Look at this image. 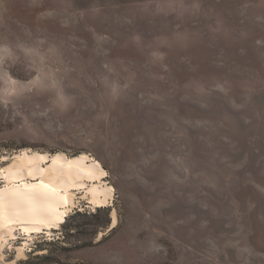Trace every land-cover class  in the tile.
Returning <instances> with one entry per match:
<instances>
[{"label": "rangeland", "instance_id": "1", "mask_svg": "<svg viewBox=\"0 0 264 264\" xmlns=\"http://www.w3.org/2000/svg\"><path fill=\"white\" fill-rule=\"evenodd\" d=\"M23 148L114 197L0 264H264V0H0V166Z\"/></svg>", "mask_w": 264, "mask_h": 264}, {"label": "bare ground", "instance_id": "2", "mask_svg": "<svg viewBox=\"0 0 264 264\" xmlns=\"http://www.w3.org/2000/svg\"><path fill=\"white\" fill-rule=\"evenodd\" d=\"M8 160V156H3ZM107 169L86 152L68 155L23 148L0 166V238L14 235L21 226L31 238L34 232L51 231L60 226L77 204L81 194L92 207L106 206L115 188L104 180ZM80 196V195H79ZM112 226L117 212L112 210ZM22 253L21 247L19 248Z\"/></svg>", "mask_w": 264, "mask_h": 264}, {"label": "trees", "instance_id": "3", "mask_svg": "<svg viewBox=\"0 0 264 264\" xmlns=\"http://www.w3.org/2000/svg\"><path fill=\"white\" fill-rule=\"evenodd\" d=\"M99 208H101V207H99Z\"/></svg>", "mask_w": 264, "mask_h": 264}]
</instances>
